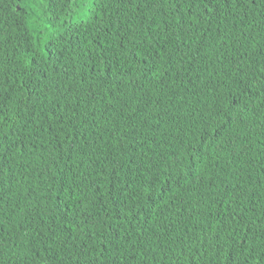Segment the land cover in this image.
I'll return each mask as SVG.
<instances>
[{
	"label": "trees",
	"instance_id": "trees-1",
	"mask_svg": "<svg viewBox=\"0 0 264 264\" xmlns=\"http://www.w3.org/2000/svg\"><path fill=\"white\" fill-rule=\"evenodd\" d=\"M0 264H264V0H0Z\"/></svg>",
	"mask_w": 264,
	"mask_h": 264
},
{
	"label": "snow or ice",
	"instance_id": "snow-or-ice-1",
	"mask_svg": "<svg viewBox=\"0 0 264 264\" xmlns=\"http://www.w3.org/2000/svg\"><path fill=\"white\" fill-rule=\"evenodd\" d=\"M202 139H203V137H202ZM195 151V150H194Z\"/></svg>",
	"mask_w": 264,
	"mask_h": 264
}]
</instances>
